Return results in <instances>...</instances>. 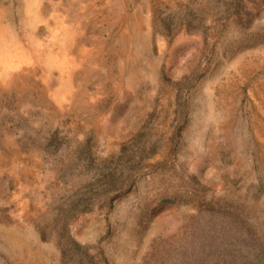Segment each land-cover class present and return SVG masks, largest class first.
I'll use <instances>...</instances> for the list:
<instances>
[{
    "label": "rangeland",
    "instance_id": "1",
    "mask_svg": "<svg viewBox=\"0 0 264 264\" xmlns=\"http://www.w3.org/2000/svg\"><path fill=\"white\" fill-rule=\"evenodd\" d=\"M228 252L264 264V0H0V264Z\"/></svg>",
    "mask_w": 264,
    "mask_h": 264
},
{
    "label": "bare ground",
    "instance_id": "2",
    "mask_svg": "<svg viewBox=\"0 0 264 264\" xmlns=\"http://www.w3.org/2000/svg\"><path fill=\"white\" fill-rule=\"evenodd\" d=\"M10 53H12V52L10 51ZM15 55H17L19 58L14 57V54H12L11 59H10L11 64L13 63V64L17 65V64H20L19 61L27 60V59L31 58L29 56H24V55H21V54H18V53H15ZM49 64L50 65H52V64L55 65L56 67L60 68V70L62 72H64V73L67 72V70H69V67H70L68 62L60 61V60L51 61V62H49Z\"/></svg>",
    "mask_w": 264,
    "mask_h": 264
},
{
    "label": "trees",
    "instance_id": "3",
    "mask_svg": "<svg viewBox=\"0 0 264 264\" xmlns=\"http://www.w3.org/2000/svg\"><path fill=\"white\" fill-rule=\"evenodd\" d=\"M227 255L228 257L227 259H223L224 260L223 263L220 260L215 261V259H213L214 261L212 262V264H219L218 262H220V264H244V255H243V260L241 263H237V259L234 257L233 254H231V252H228Z\"/></svg>",
    "mask_w": 264,
    "mask_h": 264
}]
</instances>
